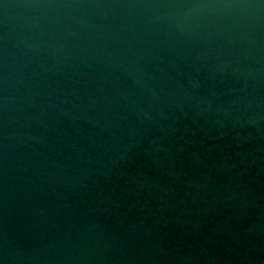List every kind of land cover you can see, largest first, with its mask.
I'll use <instances>...</instances> for the list:
<instances>
[{
	"label": "water",
	"instance_id": "obj_1",
	"mask_svg": "<svg viewBox=\"0 0 264 264\" xmlns=\"http://www.w3.org/2000/svg\"><path fill=\"white\" fill-rule=\"evenodd\" d=\"M0 264H264V0H0Z\"/></svg>",
	"mask_w": 264,
	"mask_h": 264
}]
</instances>
